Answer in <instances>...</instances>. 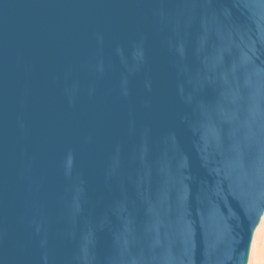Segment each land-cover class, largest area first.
<instances>
[{
  "label": "water",
  "instance_id": "water-1",
  "mask_svg": "<svg viewBox=\"0 0 264 264\" xmlns=\"http://www.w3.org/2000/svg\"><path fill=\"white\" fill-rule=\"evenodd\" d=\"M264 213V0H0V264H247Z\"/></svg>",
  "mask_w": 264,
  "mask_h": 264
},
{
  "label": "rangeland",
  "instance_id": "rangeland-1",
  "mask_svg": "<svg viewBox=\"0 0 264 264\" xmlns=\"http://www.w3.org/2000/svg\"><path fill=\"white\" fill-rule=\"evenodd\" d=\"M252 256L253 258L251 260V264H264V225L262 226V229H260V232L258 234L256 246L254 247ZM249 257H250V253H249ZM249 257H248V262H249Z\"/></svg>",
  "mask_w": 264,
  "mask_h": 264
},
{
  "label": "bare ground",
  "instance_id": "bare-ground-1",
  "mask_svg": "<svg viewBox=\"0 0 264 264\" xmlns=\"http://www.w3.org/2000/svg\"><path fill=\"white\" fill-rule=\"evenodd\" d=\"M263 225H264V213H263V215H262V217H261V219H260L259 226H257L258 228L256 227L257 229H255L254 234H253L252 243H251L250 251H249V253H250L249 262H247L248 264H251V260H252V258H253L252 253H253V251H254V247L256 246V242H257L258 234H259V232H260V229H262V226H263ZM258 255H259V254H258ZM258 255H257V256H258ZM259 256H260V255H259Z\"/></svg>",
  "mask_w": 264,
  "mask_h": 264
}]
</instances>
